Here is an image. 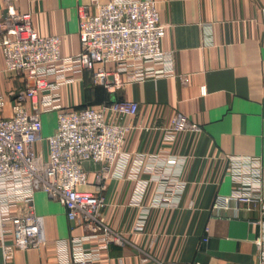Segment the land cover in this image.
I'll return each mask as SVG.
<instances>
[{
	"label": "crops",
	"instance_id": "obj_1",
	"mask_svg": "<svg viewBox=\"0 0 264 264\" xmlns=\"http://www.w3.org/2000/svg\"><path fill=\"white\" fill-rule=\"evenodd\" d=\"M153 1L167 27L163 49L176 55L175 72L133 81L116 76L110 64V79L120 83L113 90L96 86L92 72L85 71L61 93L67 107L138 104L135 116L108 110L106 117L130 127L124 149L133 159L144 157L143 207L163 196L170 201L151 208L145 231H136L142 214L131 202L136 182L101 176L98 166L86 164L89 183L83 189L105 199L102 218L76 226L61 201L39 191L34 207L44 218L47 244L17 249L10 260L0 244V264H61L54 243L72 237H87V249L113 239L101 251L104 264H261L256 244L264 238L261 211L241 205L217 215L212 206L217 194L237 187L227 173L229 157L259 158L264 165V0ZM12 7L31 13L41 36L61 37L64 56L81 52V8L96 12L92 0H13ZM9 9L0 0V19ZM23 86L22 77L6 71L0 46V93ZM178 115L188 118V129L167 137ZM43 119L49 136L56 114Z\"/></svg>",
	"mask_w": 264,
	"mask_h": 264
},
{
	"label": "built area",
	"instance_id": "obj_2",
	"mask_svg": "<svg viewBox=\"0 0 264 264\" xmlns=\"http://www.w3.org/2000/svg\"><path fill=\"white\" fill-rule=\"evenodd\" d=\"M4 1L10 7L0 19L5 68L24 79L22 88L9 95L0 93V244L5 260H10L17 249L47 244L44 218L34 207L39 191L61 201L69 221L76 226L102 218L105 199L100 193L83 189L89 183L86 164L98 166L101 176L136 182L131 202L142 209V214L135 230L144 232L151 208L170 199L163 196L143 207L148 187L141 179L144 157L136 155L133 159L124 149L130 127L106 117L108 110L135 116L138 104L116 100L97 107H67L61 90L76 83L85 71L92 72L96 83L113 90L120 83L117 78L110 79V64L116 65V76L123 74L133 81L173 74L176 55L163 49L167 27L160 21L157 4L153 0H109L105 4L92 0L96 12L80 10L81 52L64 56L61 37L41 36L31 13L17 12L13 0ZM8 104L11 116L5 117ZM49 113L56 114V128L45 136L43 117ZM188 126L186 116H175L166 128L167 137L186 131ZM227 173L237 187L230 194H217L213 211L220 215L241 205L257 207L264 222V165L259 158L229 157ZM86 240L72 237L56 241L58 261L104 264L101 251L114 240L106 239L94 249L85 247ZM256 244L264 264V238H257Z\"/></svg>",
	"mask_w": 264,
	"mask_h": 264
},
{
	"label": "rangeland",
	"instance_id": "obj_3",
	"mask_svg": "<svg viewBox=\"0 0 264 264\" xmlns=\"http://www.w3.org/2000/svg\"><path fill=\"white\" fill-rule=\"evenodd\" d=\"M93 80H94V77H93ZM94 84L96 86H101L102 88H105L106 89L105 85L98 84V83L95 82V80H94ZM91 107H97V106L95 105V106H91ZM10 116H11V110H10V104H8V106L6 108V111H5V117H10Z\"/></svg>",
	"mask_w": 264,
	"mask_h": 264
},
{
	"label": "trees",
	"instance_id": "obj_4",
	"mask_svg": "<svg viewBox=\"0 0 264 264\" xmlns=\"http://www.w3.org/2000/svg\"><path fill=\"white\" fill-rule=\"evenodd\" d=\"M80 107H85V106H80Z\"/></svg>",
	"mask_w": 264,
	"mask_h": 264
}]
</instances>
